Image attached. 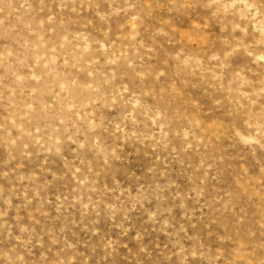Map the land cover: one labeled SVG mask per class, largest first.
Wrapping results in <instances>:
<instances>
[{
  "label": "rangeland",
  "instance_id": "rangeland-1",
  "mask_svg": "<svg viewBox=\"0 0 264 264\" xmlns=\"http://www.w3.org/2000/svg\"><path fill=\"white\" fill-rule=\"evenodd\" d=\"M0 264H264V0H0Z\"/></svg>",
  "mask_w": 264,
  "mask_h": 264
}]
</instances>
